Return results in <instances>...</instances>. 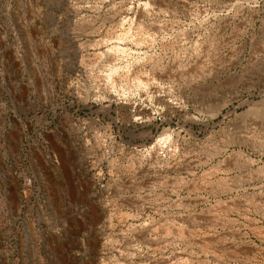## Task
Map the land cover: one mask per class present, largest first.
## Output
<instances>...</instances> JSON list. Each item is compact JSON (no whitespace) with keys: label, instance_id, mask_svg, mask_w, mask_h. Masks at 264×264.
Listing matches in <instances>:
<instances>
[{"label":"rangeland","instance_id":"374dc122","mask_svg":"<svg viewBox=\"0 0 264 264\" xmlns=\"http://www.w3.org/2000/svg\"><path fill=\"white\" fill-rule=\"evenodd\" d=\"M0 264H264V0H0Z\"/></svg>","mask_w":264,"mask_h":264}]
</instances>
